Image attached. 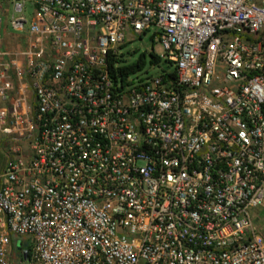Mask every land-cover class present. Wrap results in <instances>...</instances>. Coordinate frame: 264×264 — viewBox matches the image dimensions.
I'll list each match as a JSON object with an SVG mask.
<instances>
[{"label":"built area","instance_id":"built-area-1","mask_svg":"<svg viewBox=\"0 0 264 264\" xmlns=\"http://www.w3.org/2000/svg\"><path fill=\"white\" fill-rule=\"evenodd\" d=\"M0 140V264H264V0H0Z\"/></svg>","mask_w":264,"mask_h":264},{"label":"rangeland","instance_id":"rangeland-1","mask_svg":"<svg viewBox=\"0 0 264 264\" xmlns=\"http://www.w3.org/2000/svg\"><path fill=\"white\" fill-rule=\"evenodd\" d=\"M5 41H6V48L9 49H15L18 47L19 41L14 37L10 36L8 32L5 35ZM153 43V51L157 54L161 53V47L159 44L153 40L151 42V37L150 35H146L142 37L140 40H135L130 44H127L124 49H123V54L125 57V61L127 64L134 63L140 55L144 54L145 55V70H143L142 73L138 74V77H144L145 76V71L148 75L151 76H156L160 74V70L157 68L154 69H149L148 67V57L147 53L151 50V46ZM160 68L162 69H167V66L165 64H161ZM5 163V150H4V145L2 144V141L0 140V170L2 169L3 165ZM253 217H254V225L257 227L259 230L260 234L264 237V207L261 209H257L253 212ZM17 248H21V243H17ZM22 248L25 249L27 248V243H23Z\"/></svg>","mask_w":264,"mask_h":264},{"label":"trees","instance_id":"trees-1","mask_svg":"<svg viewBox=\"0 0 264 264\" xmlns=\"http://www.w3.org/2000/svg\"><path fill=\"white\" fill-rule=\"evenodd\" d=\"M144 58H145L144 54L140 55L136 64H133L131 66L121 69L120 73L124 75H128V74L136 72L137 70L142 68L143 63H144ZM156 61H157V58L152 56V62H156ZM27 251L29 252V249Z\"/></svg>","mask_w":264,"mask_h":264}]
</instances>
